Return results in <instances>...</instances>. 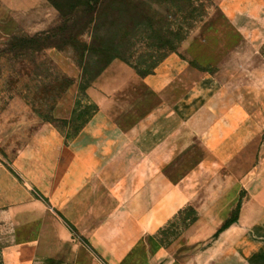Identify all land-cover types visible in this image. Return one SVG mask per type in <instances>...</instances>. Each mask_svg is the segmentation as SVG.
I'll use <instances>...</instances> for the list:
<instances>
[{
    "label": "rangeland",
    "instance_id": "374dc122",
    "mask_svg": "<svg viewBox=\"0 0 264 264\" xmlns=\"http://www.w3.org/2000/svg\"><path fill=\"white\" fill-rule=\"evenodd\" d=\"M7 1L0 264H264V214L248 203L264 180L263 126L222 133L251 106L263 110L264 0H60L65 16L47 0L27 15ZM108 116L128 132V146L141 145V129V146L173 153L189 196L154 246L124 245L117 215L97 205L92 184L80 191L72 181L73 150L88 142L83 130ZM164 130L176 139L170 146L156 136Z\"/></svg>",
    "mask_w": 264,
    "mask_h": 264
},
{
    "label": "crops",
    "instance_id": "0c3cea01",
    "mask_svg": "<svg viewBox=\"0 0 264 264\" xmlns=\"http://www.w3.org/2000/svg\"><path fill=\"white\" fill-rule=\"evenodd\" d=\"M7 3L10 8L13 7L14 14L19 15L39 14L42 6H45L43 0H8ZM190 100L187 99L189 108L185 110L187 119L191 118ZM259 104L262 105L263 110L259 105H253L246 113L243 112L248 120L246 124H244L245 116L238 117L240 121H230L231 130L222 128V133L226 132V136L233 133L241 123L244 127L247 126L249 134L260 133L261 125L264 131V121H261L262 116L264 119V96ZM239 113H241L240 104L225 117L231 119L232 114ZM111 119L112 117L108 116L101 124L100 117L94 118L83 130L81 140L88 138V142L73 150L75 160H73L72 181L78 183L76 184L80 191H84L83 189L88 186L82 185L85 182L92 184L88 186V191H95L94 197L99 200L97 205L106 206L109 209L107 213L117 215L115 222L119 225L117 229L126 234L123 237L126 240L124 245L154 246L155 235L174 218L189 196L177 183L176 161L173 153H167L168 150L165 152L163 146H141L144 143L141 129H139L140 132L134 133V140L137 145H140L139 143L141 145L128 146L127 139L125 142L122 141V136H126L128 132L115 129V126L111 125ZM190 129L189 132H191ZM164 131L157 132L156 136L158 139L161 136L170 146L169 143L175 142L176 139H170V132ZM183 132L185 136L186 131ZM164 135H168V138H163ZM232 135L233 138L234 134ZM213 145L219 146L218 142ZM207 146L211 147L212 144ZM249 146L252 145L249 144ZM233 147L238 149L236 146ZM74 189L75 186L72 190ZM248 203L264 214V180L249 195ZM144 238L148 240L144 241ZM123 261L145 264L149 262V258L134 262L128 257Z\"/></svg>",
    "mask_w": 264,
    "mask_h": 264
},
{
    "label": "trees",
    "instance_id": "16d2710c",
    "mask_svg": "<svg viewBox=\"0 0 264 264\" xmlns=\"http://www.w3.org/2000/svg\"><path fill=\"white\" fill-rule=\"evenodd\" d=\"M50 4H52L53 6H55V7H57V3H58V1H60V0H47ZM82 1H85L86 2V4L87 5H94L95 3H98V2H100V0H95V1H93V0H82ZM104 0H101V2H103ZM95 2V3H94ZM112 2H114V1H109V3H112ZM82 6V4H79V3H77L75 6H74V8L75 9H78V8H80ZM57 9L59 10V12H60V14H61V16H65L64 14H63V12L60 10V8H58L57 7ZM152 69L151 70H149L148 72H147V74H151L152 73Z\"/></svg>",
    "mask_w": 264,
    "mask_h": 264
}]
</instances>
